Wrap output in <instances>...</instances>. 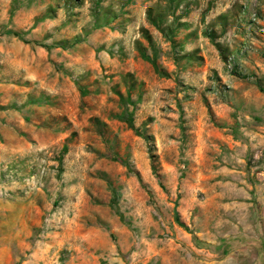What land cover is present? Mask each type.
Instances as JSON below:
<instances>
[{"label": "rangeland", "instance_id": "obj_1", "mask_svg": "<svg viewBox=\"0 0 264 264\" xmlns=\"http://www.w3.org/2000/svg\"><path fill=\"white\" fill-rule=\"evenodd\" d=\"M0 264H264V0H0Z\"/></svg>", "mask_w": 264, "mask_h": 264}]
</instances>
